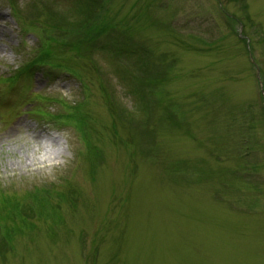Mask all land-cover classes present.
Wrapping results in <instances>:
<instances>
[{"label":"rangeland","instance_id":"1","mask_svg":"<svg viewBox=\"0 0 264 264\" xmlns=\"http://www.w3.org/2000/svg\"><path fill=\"white\" fill-rule=\"evenodd\" d=\"M11 1L0 264H264V0Z\"/></svg>","mask_w":264,"mask_h":264},{"label":"trees","instance_id":"2","mask_svg":"<svg viewBox=\"0 0 264 264\" xmlns=\"http://www.w3.org/2000/svg\"><path fill=\"white\" fill-rule=\"evenodd\" d=\"M12 1L15 4L14 0H12ZM90 12H91L90 10L87 11V14L89 15ZM79 24H82L81 21L79 22ZM78 25H76V26H78ZM100 28H103V27H100ZM100 28L96 29L97 32L100 30ZM114 30H115V33L117 35H119V37L115 36L114 39L110 42L111 45L110 46L108 45L109 49L111 50L110 51L111 54L113 56H115L117 54H121V52H124V51L127 52L126 51L127 49H128V51L132 50L133 46L131 45L129 36H128V39H127V37L125 35V29L123 28V31L122 30L119 31V30H117L116 26H114ZM254 44H255V42H254Z\"/></svg>","mask_w":264,"mask_h":264}]
</instances>
